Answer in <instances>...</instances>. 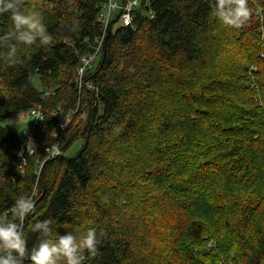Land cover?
<instances>
[{
    "label": "trees",
    "instance_id": "1",
    "mask_svg": "<svg viewBox=\"0 0 264 264\" xmlns=\"http://www.w3.org/2000/svg\"><path fill=\"white\" fill-rule=\"evenodd\" d=\"M107 1L23 0L52 41L21 46L14 66L0 59V123L39 104L44 115L33 153L0 124V214L13 219L20 195L35 201L24 264L49 218L52 238L96 228L84 264H263L264 0H249L239 28L215 0H152L105 30ZM9 27L0 16V36ZM105 31L80 88L79 58ZM56 131L63 154L48 158Z\"/></svg>",
    "mask_w": 264,
    "mask_h": 264
},
{
    "label": "clouds",
    "instance_id": "2",
    "mask_svg": "<svg viewBox=\"0 0 264 264\" xmlns=\"http://www.w3.org/2000/svg\"><path fill=\"white\" fill-rule=\"evenodd\" d=\"M7 14L8 31L0 36V49H5L0 59L10 66L22 63L21 46H47L52 37L47 32L43 15L35 8L29 9L23 0H0V16ZM213 14L227 26L239 28L253 15L249 0H215ZM43 120V116L39 117ZM35 201L31 195H20L8 213L0 214V264H24L29 257L28 240L23 220L33 211ZM52 219L37 221L33 232H39V243L30 250L32 264H84L88 256L98 253L95 227L52 238Z\"/></svg>",
    "mask_w": 264,
    "mask_h": 264
},
{
    "label": "built area",
    "instance_id": "3",
    "mask_svg": "<svg viewBox=\"0 0 264 264\" xmlns=\"http://www.w3.org/2000/svg\"><path fill=\"white\" fill-rule=\"evenodd\" d=\"M152 0H108L107 3H105L104 11L102 12L101 16L103 17V21L105 22V30L108 29L109 24L111 23V20L114 17V14L116 12H119V15L117 17L118 20H120L119 24L122 25H130L133 22L134 12L140 8L142 5H151ZM152 14V12L150 11ZM153 15V14H152ZM152 17V16H151ZM106 37V31L103 34V36L100 38L98 45L95 47L94 51L83 55L80 59V65L78 66L77 73L79 77V86L82 88L84 86V76L88 71V68L91 66L93 67V64L96 62V60L99 58L100 53L102 52L104 42ZM88 86L94 87L92 83H90ZM31 116L34 118L35 124H41L43 120H40L39 117L43 116L42 111V104H39L38 107H34L30 111ZM71 116H67L66 119H61L59 122V127L61 130H65L68 127L69 122L71 121ZM55 136L59 138L58 141H56L51 147L47 148L49 151L48 158L55 157V155H61L63 154V151L60 147V139H61V133L60 131L55 132ZM28 152L33 153L32 144L34 142V138L31 134L28 135ZM20 156L24 157L23 152L20 153Z\"/></svg>",
    "mask_w": 264,
    "mask_h": 264
},
{
    "label": "rangeland",
    "instance_id": "4",
    "mask_svg": "<svg viewBox=\"0 0 264 264\" xmlns=\"http://www.w3.org/2000/svg\"><path fill=\"white\" fill-rule=\"evenodd\" d=\"M36 86L39 89H42L41 88L42 85H40L38 77L36 79ZM0 124L10 125L13 128V130L18 132L24 139H26L30 134L32 125L35 123H34V118L31 116V114L25 111V112H20L17 115H14L13 118L5 119ZM82 146H83V141H78L67 155L70 157L75 156L81 150Z\"/></svg>",
    "mask_w": 264,
    "mask_h": 264
},
{
    "label": "water",
    "instance_id": "5",
    "mask_svg": "<svg viewBox=\"0 0 264 264\" xmlns=\"http://www.w3.org/2000/svg\"><path fill=\"white\" fill-rule=\"evenodd\" d=\"M105 55H106V54L104 53L103 62H104Z\"/></svg>",
    "mask_w": 264,
    "mask_h": 264
},
{
    "label": "bare ground",
    "instance_id": "6",
    "mask_svg": "<svg viewBox=\"0 0 264 264\" xmlns=\"http://www.w3.org/2000/svg\"><path fill=\"white\" fill-rule=\"evenodd\" d=\"M263 30H264V28H263ZM254 68V67H253Z\"/></svg>",
    "mask_w": 264,
    "mask_h": 264
}]
</instances>
